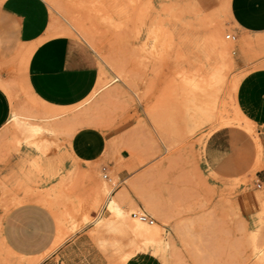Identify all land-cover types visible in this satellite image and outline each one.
Returning <instances> with one entry per match:
<instances>
[{
	"label": "rangeland",
	"instance_id": "rangeland-1",
	"mask_svg": "<svg viewBox=\"0 0 264 264\" xmlns=\"http://www.w3.org/2000/svg\"><path fill=\"white\" fill-rule=\"evenodd\" d=\"M44 1L50 13L47 38L80 51L98 71L91 94L100 90L91 100L90 95L62 110L60 121L78 119L74 135L43 131L33 139L14 138L11 123L0 131V264L21 262L6 245L2 225L12 208L26 202L40 203L55 216L59 229L53 247L88 225H109L116 238L113 248L122 256L151 253L162 264H264V202L256 213L243 212L237 203L241 193L257 188L264 158L255 145L256 140L261 151L259 131L238 114L237 87L248 70L235 62L238 41L227 39L236 36L229 0ZM222 40L229 51L227 68L219 60ZM254 42L261 48L255 60L264 59V38ZM20 49L13 28L0 33V81L11 115L59 112L27 87V58ZM198 96L201 101L195 102ZM96 131L116 136L110 141L115 146L110 160L127 148L144 169L137 184L125 181L138 201L135 205L127 196L134 206L123 208L126 221L109 212L110 193L121 184L118 177L103 171L106 162H82L71 149L75 138L98 140ZM215 131L226 133L233 145L240 175H217L208 163L205 150ZM82 175H97L100 185L90 186ZM102 182L107 189H101ZM107 203L109 214L104 213ZM141 211L156 225L131 218ZM141 227L154 232L140 236L136 230ZM42 257L31 258V264H41L37 259ZM128 257L112 264H125Z\"/></svg>",
	"mask_w": 264,
	"mask_h": 264
},
{
	"label": "crops",
	"instance_id": "crops-1",
	"mask_svg": "<svg viewBox=\"0 0 264 264\" xmlns=\"http://www.w3.org/2000/svg\"><path fill=\"white\" fill-rule=\"evenodd\" d=\"M228 6L230 23L238 41L235 62L239 69L248 70L238 84L236 101L240 114L259 131L261 151L256 140L255 145L259 156L264 158V59L255 60L261 48L254 44L264 38V0H229ZM0 17L1 34L10 28L16 31L20 52L27 58L26 84L39 100L55 107H73L91 95L99 78L98 71L68 42L47 38L50 13L44 0H4L0 4ZM11 111L10 99L0 87V131L7 125ZM96 132L98 140L90 136L73 139L71 149L74 155L85 163L104 161L107 166L104 164L102 168L118 177L121 184L111 192L108 203L116 198L125 202L123 207L127 209L128 204L133 205L126 199L129 195L134 204H138L125 181L137 184L144 169L132 159L127 148H123L115 160H110L115 148L110 141L116 136ZM228 148L232 150L229 152ZM205 154L215 174H241L238 155L226 133L215 131L211 134ZM257 175L262 188L243 192L237 197L243 212L256 213L263 205L264 171ZM82 176H86L81 179H87L90 186L100 185L97 175ZM108 203L105 214H109ZM108 226L88 225L53 247L59 229L55 216L40 203L26 202L7 213L2 235L15 254L30 258L43 256L37 259L42 261L41 264H112L122 255L118 248H113L115 233L109 232ZM125 264L162 263L151 253H139Z\"/></svg>",
	"mask_w": 264,
	"mask_h": 264
},
{
	"label": "bare ground",
	"instance_id": "bare-ground-1",
	"mask_svg": "<svg viewBox=\"0 0 264 264\" xmlns=\"http://www.w3.org/2000/svg\"><path fill=\"white\" fill-rule=\"evenodd\" d=\"M52 3V2H51ZM52 28V27H51ZM50 29V28H49ZM51 30V29H50ZM53 30V29H52ZM74 31H76V30H74ZM67 32H69V30H67ZM210 43H212V42H210ZM220 44H221V46L223 47V53L221 54V56H220V58H219V60H220V62H221V64H222V67L224 68L225 66H226V64H227V60L229 59V51H228V49H227V47H226V44H225V42L222 40V41H220ZM33 48V47H32ZM34 49V48H33ZM212 59V58H211ZM210 59V60H211ZM214 68H218V67H214ZM219 68H221V67H219ZM225 68H227V67H225ZM221 70H223V69H219V70H217L216 71V73L214 74V76H213V78L214 79H218L219 80V78H220V71ZM210 72V71H209ZM224 72H225V70H224ZM213 73V72H212ZM209 74V73H208ZM223 74V73H222ZM206 75V74H205ZM224 75V74H223ZM198 76L200 77V75L198 74ZM200 79V78H199ZM204 79H206V78H203V80ZM200 81V80H199ZM205 81V80H204ZM208 81H209V78H208ZM211 81V80H210ZM209 81V82H210ZM201 82H203L202 81V79H201ZM212 82V81H211ZM224 82V81H223ZM205 83V82H204ZM233 83H235V82H233ZM195 84V83H194ZM197 84H198V82H197ZM206 84L207 83H205V85L204 84H202V85H204L205 87H206ZM215 84V83H214ZM220 84H222V83H219V85ZM200 85V84H199ZM208 85V84H207ZM217 86H218V84H216ZM1 86H3L2 85V82L0 81V87ZM194 86V85H193ZM195 86H197V85H195ZM204 86H198L199 88H200V90L204 87ZM5 87V86H4ZM210 87V86H209ZM219 87V86H218ZM195 88L196 87H194L193 88V90H195ZM215 87H213V88H211V89H214ZM210 89V88H209ZM220 89V88H219ZM100 89H98L95 93H93V95L91 94V97H90V100L97 94V92L99 91ZM190 90H192V87H191V89ZM189 90V91H190ZM205 90V88H203V91ZM211 91V90H210ZM214 91V90H213ZM216 91V90H215ZM215 91H214V93H215ZM218 91H220V90H218ZM195 92H197V91H195ZM199 92V91H198ZM198 92L196 93V94H198ZM205 92V91H204ZM212 92V91H211ZM221 92V91H220ZM219 92V93H220ZM32 93V92H31ZM189 93V92H188ZM191 93V92H190ZM213 93V94H214ZM32 95L34 96V98L35 99H37L38 101H40L41 103H43V104H45V105H48V104H46V103H44V102H42L41 100H39L33 93H32ZM191 95V94H190ZM214 95H216V94H214ZM192 97H194L193 95H191ZM197 96V95H196ZM200 96H201V94H200ZM208 96V95H207ZM210 96V95H209ZM213 96V95H212ZM219 96V95H218ZM203 97V95L201 96V98ZM185 98V97H184ZM187 98V97H186ZM198 98H199V96H198ZM197 97H196V99H198ZM205 98V97H204ZM209 99H210V97H208ZM206 100H207V97L205 98ZM216 99V98H215ZM184 100V99H183ZM189 100H190V97H189ZM200 100V98L198 99V100H196L195 102H198ZM202 100H203V98H202ZM205 100V101H206ZM212 100H214V99H212ZM194 101V100H193ZM201 101V100H200ZM204 101V102H205ZM235 101V100H234ZM203 101H202V103H203V107H205L206 105V102L204 103ZM209 102H211L212 103V101L210 100ZM201 103V102H200ZM207 103H208V101H207ZM214 103V102H213ZM216 103V102H215ZM236 103V102H235ZM185 104V103H184ZM218 104V103H217ZM209 105V104H208ZM207 105V106H208ZM48 106H50L51 107V105H48ZM192 105L190 104V107H191ZM194 106V105H193ZM202 106V105H201ZM52 107H55V106H52ZM187 108H188V106H186ZM196 107V106H195ZM202 107V108H203ZM217 107V106H216ZM219 107V106H218ZM66 107H58L57 109H59L60 111L59 112H54V113H45V114H43V115H33V114H30L29 116L27 115H23V114H20V113H12V115L10 116V118H9V121H8V123L7 124H9V123H11V126H12V128L11 129H14V131H12V130H10V132H11V135L13 134V136H14V138H15V136L18 134V135H23L24 136V138L27 140V139H33V137H36L37 135H39L41 132H43V131H46V132H48V133H50V134H59V133H69L70 135H74L75 134V132L78 130V127H77V117H67L66 119L64 118V120L63 121H60V119L59 118H62V117H64V116H62V115H64V112L62 111L63 109H65ZM199 108V107H198ZM198 108L196 109L197 111H198ZM199 109H201V108H199ZM212 109H215L214 107L213 108H211V110ZM200 111V110H199ZM204 110H202V112H203ZM208 112L210 111V110H207ZM207 111L205 112H203V113H207ZM189 112V111H188ZM219 112V111H218ZM183 113H184V111H183ZM199 113H201V112H199ZM238 114H239V117L240 118H242L243 119V117H242V115L240 114V112L238 111ZM213 115V114H212ZM211 116V115H210ZM210 116H209V118H210ZM218 116V115H217ZM198 117V116H197ZM163 118V117H162ZM185 118V117H184ZM59 119V120H58ZM168 119V118H167ZM166 118H165V120H167ZM187 119V118H186ZM200 120V119H199ZM198 120V121H199ZM218 120V119H217ZM226 121V120H225ZM232 121V120H231ZM39 122H42V124H40ZM166 122V121H165ZM164 122V123H165ZM202 122H204V121H202ZM228 122V121H227ZM172 123V122H171ZM195 123V122H194ZM209 123V122H208ZM44 124V125H43ZM198 124V123H197ZM196 124V125H197ZM205 124V123H204ZM219 124V123H218ZM228 124V123H227ZM202 125V124H201ZM200 127V126H199ZM45 132V133H46ZM195 132V131H194ZM47 133V134H48ZM42 134V133H41ZM20 140V139H19ZM32 142H34L33 140H31ZM20 142V141H19ZM25 142V141H24ZM30 144H31V142H30ZM34 144L36 145V147L37 148H40V147H43L41 144H39V143H36V142H34ZM35 147V146H34ZM39 151V150H38ZM103 184H102V187H101V189L103 190H105V189H107V187H105L106 185H107V182H102ZM105 187V188H104ZM100 188V187H99ZM110 193V192H109ZM111 194V193H110ZM128 196V195H127ZM127 199V198H126ZM123 205V204H122ZM122 205H121V203H120V201L119 200H117V199H112L111 200V203H110V205H109V212L110 213H114L115 214V216L118 218V219H125V221H126V218H127V215H126V213H125V211H124V207H122ZM132 218V217H131ZM132 219H134V218H132ZM134 220H136V219H134ZM137 224V223H136ZM138 225V224H137ZM156 225V224H155ZM137 227V226H136ZM139 229V228H138ZM141 229H142V227H141ZM154 231L153 230H150V231H147L146 229H142V230H136V233L137 234H139L140 236H145V235H150V234H152ZM136 233H133V234H136ZM139 238V237H138ZM136 239V238H135ZM139 241V240H138ZM139 243V242H138ZM135 244V243H134ZM138 246V245H137ZM256 249V248H255ZM11 251V250H10ZM262 251V250H261ZM12 252V254L13 255H15V256H17L18 258H20L19 260H21V262L19 263L18 261V263L17 264H31L33 261L32 260H30L31 258L30 257H24V256H19V255H17V254H15L13 251H11ZM135 253V252H134ZM134 255V254H133ZM136 255V254H135ZM130 256V255H129ZM122 257V260H123V262H124V260H126L127 259V257H128V255L127 254H125V255H123V256H121ZM130 258H132V257H128V260L130 259Z\"/></svg>",
	"mask_w": 264,
	"mask_h": 264
},
{
	"label": "built area",
	"instance_id": "built-area-1",
	"mask_svg": "<svg viewBox=\"0 0 264 264\" xmlns=\"http://www.w3.org/2000/svg\"><path fill=\"white\" fill-rule=\"evenodd\" d=\"M227 39L235 40V36L228 35ZM103 171L106 172L105 169H103ZM104 179L105 180H109L108 174H104ZM257 188L261 189L262 188V184L258 183L257 184ZM131 217L136 219L140 223H143V224H146V225H149V226H154L157 223V221L152 216H150L148 213H146L144 211L134 212V213L131 214Z\"/></svg>",
	"mask_w": 264,
	"mask_h": 264
}]
</instances>
